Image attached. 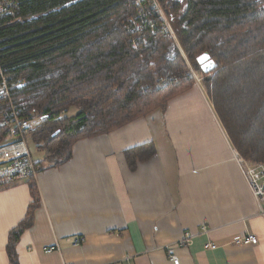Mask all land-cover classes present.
I'll return each mask as SVG.
<instances>
[{
    "label": "trees",
    "instance_id": "16d2710c",
    "mask_svg": "<svg viewBox=\"0 0 264 264\" xmlns=\"http://www.w3.org/2000/svg\"><path fill=\"white\" fill-rule=\"evenodd\" d=\"M160 2L192 65L199 68L203 53L214 61V74L203 85L231 144L247 162L264 163V0ZM17 3V19L0 21V63L19 114L42 119L30 139L44 154L37 162L57 166L71 157L77 140L164 109L192 87L193 80L185 79L142 90L160 77L181 74L186 65L168 34L153 33L148 25L138 48H131L132 33L138 34L125 28L136 13L132 0ZM8 106L0 98V144L9 132L2 123ZM154 152L148 142L124 154L134 168ZM28 183L33 201L9 231L10 264H19L16 243L39 205L33 178Z\"/></svg>",
    "mask_w": 264,
    "mask_h": 264
},
{
    "label": "crops",
    "instance_id": "0c3cea01",
    "mask_svg": "<svg viewBox=\"0 0 264 264\" xmlns=\"http://www.w3.org/2000/svg\"><path fill=\"white\" fill-rule=\"evenodd\" d=\"M148 142L155 152L130 167L124 151ZM235 152L203 83L77 140L68 160L43 161L33 178L39 205L16 243L18 263L172 264L173 253L180 264H264V215ZM28 179L0 187V264H10L9 231L33 201ZM185 233L187 245H174ZM246 233L257 243L235 244Z\"/></svg>",
    "mask_w": 264,
    "mask_h": 264
},
{
    "label": "built area",
    "instance_id": "2783aa9c",
    "mask_svg": "<svg viewBox=\"0 0 264 264\" xmlns=\"http://www.w3.org/2000/svg\"><path fill=\"white\" fill-rule=\"evenodd\" d=\"M136 7L135 23L132 20L125 28L131 31H138V23L143 22L146 18V9H152L154 14L161 19V8L156 0H132ZM150 8V9H149ZM138 10V12H137ZM140 10L142 12H140ZM19 6L17 0H0V21L6 18L10 20L17 19ZM147 12V11H146ZM151 13V11H149ZM142 13H145L142 15ZM163 19V18H162ZM162 21V20H160ZM168 29L167 23L163 19ZM132 23V24H131ZM153 26L152 21L147 24ZM151 30V29H150ZM151 32H154L152 29ZM139 38H131V44L138 41ZM192 79L197 86H202V77L192 68H188L185 72L167 77H160L156 83L150 87L148 84L141 86L142 90L152 89L158 90L164 88L168 83L177 82L179 80ZM21 79H16L14 84H20ZM0 98L8 103V108L3 112L2 123L8 126L9 132L4 142L0 144V187L9 185L15 181L36 178L37 175L45 169L44 162H37L34 159L29 147L28 140L31 139L32 132L41 122L40 117L25 118L19 114L18 109L14 106L10 95L8 77L0 63ZM238 166L250 188V191L256 199L259 207V213L264 215V163L251 164L244 160L237 152H235ZM192 238L191 234L185 233L180 239L173 244L177 246H186ZM82 240L81 237L76 239V243ZM258 237L251 233H246L235 239L238 246H247L256 244ZM169 247V246H168ZM57 246L51 245L46 251H52ZM172 264H180L179 259L173 253L169 254Z\"/></svg>",
    "mask_w": 264,
    "mask_h": 264
},
{
    "label": "rangeland",
    "instance_id": "374dc122",
    "mask_svg": "<svg viewBox=\"0 0 264 264\" xmlns=\"http://www.w3.org/2000/svg\"><path fill=\"white\" fill-rule=\"evenodd\" d=\"M161 8V19L162 21L158 20L157 23L155 24V22L152 20V18L154 17V11L152 9L148 10L146 9L145 13H146V18L143 21V23H138L139 27L138 28H141V30H139V33L136 34V33H132V37L131 38H139L137 42L134 43V46H132V44L130 45L131 48L133 49H137L138 48V45L141 43L140 41H142V39H144V37L146 36V32H145V29L143 26L147 25L148 23H150L152 21L153 23V26L150 27V31H152V29H154V32L153 33H161L163 35V33H166L168 34V37L174 42L181 58L183 59L185 65H186V68L183 72H185L189 67L194 69L196 71V73H198L201 77H202V83L204 82V79L205 77H208V76H211L214 74V71L212 70L213 68H211L209 71H204L200 64H199V68L197 69L196 67H194L192 65V63L190 62V60L187 58L186 54L184 53L183 49L181 48L179 42H178V39L171 27V24L169 22V19L167 18L166 14L164 13V9L162 7V4L160 2V0H156ZM134 4V3H133ZM136 10V9H135ZM151 11V13L149 12ZM138 12V10H137ZM140 12H142L140 10ZM145 13H142L145 14ZM138 13H135L129 20L126 21L127 22H131L132 20L134 21L135 23V17ZM158 18V17H157ZM165 20V22L167 23V26H168V29L166 28V24L164 23L163 19ZM159 19V18H158ZM132 24V23H131ZM156 25V27H155ZM159 26V27H158ZM199 57V56H198ZM214 62V61H213ZM182 72V73H183ZM28 147L33 155L34 158H37L39 157V152H38V149L36 148L35 144L29 139L28 140Z\"/></svg>",
    "mask_w": 264,
    "mask_h": 264
},
{
    "label": "water",
    "instance_id": "95a60500",
    "mask_svg": "<svg viewBox=\"0 0 264 264\" xmlns=\"http://www.w3.org/2000/svg\"><path fill=\"white\" fill-rule=\"evenodd\" d=\"M197 62L200 64L201 68L204 71H209L211 68L214 67V62L213 60L209 57V55L207 53H203L201 54L198 58H197Z\"/></svg>",
    "mask_w": 264,
    "mask_h": 264
}]
</instances>
